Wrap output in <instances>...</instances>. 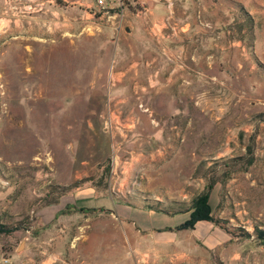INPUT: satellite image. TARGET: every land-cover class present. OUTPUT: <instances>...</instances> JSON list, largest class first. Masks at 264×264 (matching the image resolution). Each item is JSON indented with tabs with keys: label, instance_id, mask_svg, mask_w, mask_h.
Listing matches in <instances>:
<instances>
[{
	"label": "rangeland",
	"instance_id": "rangeland-1",
	"mask_svg": "<svg viewBox=\"0 0 264 264\" xmlns=\"http://www.w3.org/2000/svg\"><path fill=\"white\" fill-rule=\"evenodd\" d=\"M0 5V264H264V185L232 181L264 161V0H129L72 35ZM192 63L193 100L155 83ZM212 181L220 225L176 231Z\"/></svg>",
	"mask_w": 264,
	"mask_h": 264
},
{
	"label": "crops",
	"instance_id": "crops-1",
	"mask_svg": "<svg viewBox=\"0 0 264 264\" xmlns=\"http://www.w3.org/2000/svg\"><path fill=\"white\" fill-rule=\"evenodd\" d=\"M27 1H38V0H27ZM93 1L94 0H44V4H46L45 12L42 13L44 15V17H41L38 21L43 22V24H46V23L50 24V22H53L57 26L62 27L65 34L72 35L73 32L75 31V26H77L80 23L79 20L81 19L83 14L85 17H89V18L92 17L89 15V12H90V7L93 6V4H94ZM24 2H26V1L23 0V3ZM55 2L57 3L56 6H55ZM0 9H3L2 5H0ZM55 9L57 10L56 14L54 12ZM51 13H52V15L55 16V18L50 19ZM10 14H8V16H7L5 13V17H7V19H11ZM3 15H4L3 11L0 10V21L5 19V18H3ZM17 18L18 17H16V19ZM30 18H32V17H30ZM28 19L29 18H27V17H22L21 20H28ZM154 68H155V71H154L155 76L154 77H155V79H157V81L155 83L160 88L172 87L173 89H175V92L177 94V98H179V99L188 98L189 100H193L195 98V95L198 93V92H195V90H193V89H195L193 86L198 84V81H196L197 75H195L197 73H194V70L195 71L197 70L196 65H193V63H192L190 66V69L188 67L187 70H183L181 68L175 69L174 71L176 74L170 73V77L167 80H165L166 82L163 81V74H162L163 68L161 66H160V68H156V67H154ZM158 74H161V76H157ZM201 94H202V92H201ZM218 110H220V109H218ZM221 112H223V111H221ZM255 128L256 127H254L252 125L251 127H248V128L245 127L244 131L247 132L246 131L247 129L254 131ZM235 130L241 131V128L238 127ZM251 155H252V153H251ZM234 169H235V173L232 175V177H233L232 181L237 182L238 185H240V188L243 189L244 191H245V187L247 184L249 185L250 189H252L254 187L258 188L259 186L264 185V161L257 162L255 160H253V161L250 160L249 162H246V163H239L238 166L235 167ZM247 182H249V183H247ZM216 186H217V184H215L213 187L215 188ZM87 188H89V187H86L85 189H87ZM85 189L76 193L74 195V198L79 196L80 193L85 191ZM240 191H241V198L239 199V203L241 204L245 200V197L242 196V190H240ZM244 191H243V193H244ZM255 198H257V197H255ZM69 206H76V205L70 204ZM76 207L78 208V206H76ZM211 214L213 216L212 210H211ZM238 214L239 215L236 214V216H239L238 218H245L246 214H247V210L244 209L243 207H241ZM253 214L250 213V217H256V216H253ZM126 222L128 225L131 224L133 228L134 227H136L137 229L139 228V225L134 221L126 220ZM246 222H248V221L246 220ZM217 225H220V224H217ZM200 226L202 228V230H201L202 232L199 231L198 235L196 234L195 237L197 240H200L204 235H207L209 232H212L217 228L214 225V223L202 221V222H198L195 225L194 229L190 230V231L193 234H195L198 230H200L199 229ZM226 240H230V238L226 239ZM220 245L221 244H218V245L214 244L213 246H211V249L206 248V250L211 251L213 248H216ZM233 260H234V262H237L238 264H242L243 258H242L241 253L238 251L235 252V254L233 256ZM250 264H258V259L252 258V262H250Z\"/></svg>",
	"mask_w": 264,
	"mask_h": 264
},
{
	"label": "trees",
	"instance_id": "trees-1",
	"mask_svg": "<svg viewBox=\"0 0 264 264\" xmlns=\"http://www.w3.org/2000/svg\"><path fill=\"white\" fill-rule=\"evenodd\" d=\"M106 171H107V169H106ZM104 177H105V175L100 177L99 180L95 181L93 186L96 188L103 187L104 185L102 184L103 183L102 179ZM215 184H216V182H214V181L210 182L202 193H200L199 195L194 197V199L191 202L190 209H189V210H192V214L190 215V218L185 223L177 226L175 228L176 231L193 230L194 226L198 222H202V221L211 222L214 224L220 223V221L218 219H215L212 216L211 208L208 204L210 191L212 190V188ZM69 210H70V206L67 205L66 209L64 211H62L61 214H64ZM80 210L83 212L85 211V209H82V208H80ZM15 230H16V228L0 227L1 233H11ZM254 232H255L256 238L258 240H260L261 242H264V231H262L258 227H254Z\"/></svg>",
	"mask_w": 264,
	"mask_h": 264
},
{
	"label": "built area",
	"instance_id": "built-area-1",
	"mask_svg": "<svg viewBox=\"0 0 264 264\" xmlns=\"http://www.w3.org/2000/svg\"><path fill=\"white\" fill-rule=\"evenodd\" d=\"M15 3L17 6H22V9L27 8L30 14L35 13V8L39 7V10H42L44 7V1H26L23 5L22 0H10V2ZM93 6L90 7L89 15L95 17L96 15H107L111 11H116V15L120 18L124 16L126 12V7L129 5V0H94ZM170 5V4H169ZM148 5L142 1L137 2L135 8V14L137 16H144L148 12ZM7 262V260L5 261Z\"/></svg>",
	"mask_w": 264,
	"mask_h": 264
}]
</instances>
